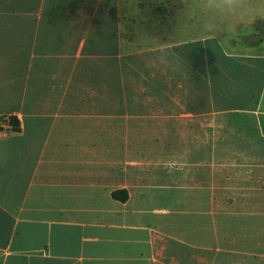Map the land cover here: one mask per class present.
<instances>
[{"label":"crops","instance_id":"1","mask_svg":"<svg viewBox=\"0 0 264 264\" xmlns=\"http://www.w3.org/2000/svg\"><path fill=\"white\" fill-rule=\"evenodd\" d=\"M122 6L0 0V264H264V34L131 51Z\"/></svg>","mask_w":264,"mask_h":264},{"label":"rangeland","instance_id":"2","mask_svg":"<svg viewBox=\"0 0 264 264\" xmlns=\"http://www.w3.org/2000/svg\"><path fill=\"white\" fill-rule=\"evenodd\" d=\"M201 2L202 0H123L122 16L125 21L127 49L148 50L167 42L179 43L200 35L217 34L222 28L224 31L227 29L225 32L241 31L245 35L252 32L264 34L256 28L260 25L257 21L264 20L262 0H252L255 9L252 17L254 23L215 22L216 14L202 12L199 7ZM178 201L181 207L188 206L187 200Z\"/></svg>","mask_w":264,"mask_h":264},{"label":"clouds","instance_id":"3","mask_svg":"<svg viewBox=\"0 0 264 264\" xmlns=\"http://www.w3.org/2000/svg\"><path fill=\"white\" fill-rule=\"evenodd\" d=\"M199 7L202 12L216 14L220 23L229 18L235 21L255 22L252 18L255 11L252 0H202Z\"/></svg>","mask_w":264,"mask_h":264},{"label":"trees","instance_id":"4","mask_svg":"<svg viewBox=\"0 0 264 264\" xmlns=\"http://www.w3.org/2000/svg\"><path fill=\"white\" fill-rule=\"evenodd\" d=\"M10 122L14 124L15 123V119L10 117ZM122 193L125 194V192H114L113 196H114L115 199H118V200H121V201L127 200V198H128L127 194L121 195Z\"/></svg>","mask_w":264,"mask_h":264},{"label":"built area","instance_id":"5","mask_svg":"<svg viewBox=\"0 0 264 264\" xmlns=\"http://www.w3.org/2000/svg\"><path fill=\"white\" fill-rule=\"evenodd\" d=\"M2 124L5 126L6 125L9 126L10 125V117H3Z\"/></svg>","mask_w":264,"mask_h":264}]
</instances>
